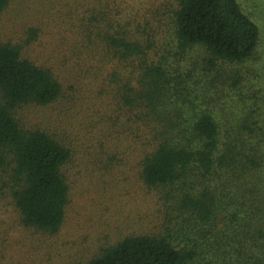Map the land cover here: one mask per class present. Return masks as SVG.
I'll list each match as a JSON object with an SVG mask.
<instances>
[{"label": "trees", "instance_id": "16d2710c", "mask_svg": "<svg viewBox=\"0 0 264 264\" xmlns=\"http://www.w3.org/2000/svg\"><path fill=\"white\" fill-rule=\"evenodd\" d=\"M9 2L0 0V13ZM170 9L173 56L202 48L210 88L198 90L189 69L154 53V41L126 14V0L91 4V33L113 61L132 66L118 88L120 108L126 131L144 141L139 177L158 190L165 223L161 233L103 248L88 264H264V93L252 64L259 27L237 0H174ZM35 34L28 28L20 44L0 40V172L20 222L56 233L70 149L16 117L22 106H46L61 95L50 70L22 56ZM216 95L238 113L225 114L229 100L218 105Z\"/></svg>", "mask_w": 264, "mask_h": 264}, {"label": "rangeland", "instance_id": "374dc122", "mask_svg": "<svg viewBox=\"0 0 264 264\" xmlns=\"http://www.w3.org/2000/svg\"><path fill=\"white\" fill-rule=\"evenodd\" d=\"M96 1L10 0L0 13V40L20 44L27 29L34 28L35 38L23 47L22 56L48 68L61 85L54 103L22 106L16 117L26 128L59 138L71 152L64 166L69 186L65 216L56 233L20 222L0 172V264H88L127 236L163 232L165 212L158 190L139 177L144 141L126 131L120 108L118 88L132 66L113 61L99 35L91 33L96 28L91 4ZM173 1L126 0V14L154 41V53L166 56L172 68L189 69L190 83L201 85L198 90L210 88L212 75L203 69L207 54L202 48L187 51L184 59L173 56ZM237 1L260 30L252 64L256 87L264 93V0ZM215 98L218 105L229 100ZM217 106L218 118L223 110L232 117L238 113L230 100L222 111Z\"/></svg>", "mask_w": 264, "mask_h": 264}]
</instances>
